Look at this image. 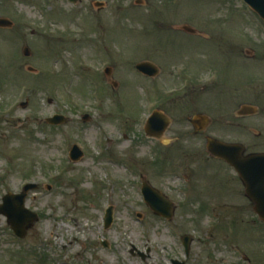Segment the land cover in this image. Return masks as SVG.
Here are the masks:
<instances>
[{"label": "rangeland", "instance_id": "1", "mask_svg": "<svg viewBox=\"0 0 264 264\" xmlns=\"http://www.w3.org/2000/svg\"><path fill=\"white\" fill-rule=\"evenodd\" d=\"M0 17L14 22L0 28V204L37 183L26 207L40 216L20 239L0 215V264H264V223L206 146L264 140L258 14L243 0H0ZM160 99L161 141L143 129ZM246 103L261 114L238 117ZM199 112L213 123L195 135ZM57 113L66 124H48ZM144 180L174 202L172 219L145 202Z\"/></svg>", "mask_w": 264, "mask_h": 264}, {"label": "water", "instance_id": "2", "mask_svg": "<svg viewBox=\"0 0 264 264\" xmlns=\"http://www.w3.org/2000/svg\"><path fill=\"white\" fill-rule=\"evenodd\" d=\"M75 3L78 0H70ZM250 4L263 18H264V0H245ZM13 22L4 17H0V27H11ZM184 29L189 32H195V29L184 26ZM24 54L29 56L31 51L28 47L24 49ZM137 68L149 75L156 76L159 72L157 66L149 61L141 62L137 65ZM27 103H23L25 106ZM256 108L250 105H244L241 114L254 113ZM85 118H89L88 115ZM50 123L61 124L66 121V118L62 115H55L53 118H49ZM210 120L206 116L198 115L193 120V123L198 130H203ZM169 124V119L157 112H154L149 120L147 131L154 135H161L165 131ZM209 151L217 157L227 160L232 164L240 176L242 177L246 186L247 196L253 200L256 204V212L264 220V153H251L244 154L245 148L242 144H230L216 139H209L208 141ZM83 156L82 150L75 145L71 152V157L74 160H79ZM37 184H28L24 192L21 194L8 193L3 198V203L0 204V214L5 215L8 218L12 229L20 237L27 235V230L39 220V215L26 208L25 202L29 190L36 189ZM143 193L147 203L154 210L155 213L171 218L174 213V203L169 200L161 191L152 187L151 185L144 183ZM114 209L109 208L106 214V226L111 225L113 221ZM191 238L186 236L184 238V244L187 252L190 250ZM174 264H184L177 260Z\"/></svg>", "mask_w": 264, "mask_h": 264}, {"label": "flooded vegetation", "instance_id": "3", "mask_svg": "<svg viewBox=\"0 0 264 264\" xmlns=\"http://www.w3.org/2000/svg\"><path fill=\"white\" fill-rule=\"evenodd\" d=\"M118 82H114V83H112L114 86H118V84H117ZM161 100V99H160ZM176 100V99H175ZM163 100H161V101H159L157 104H156V109H158L159 111H161V112H163V113H165L164 111H163V108L165 107L166 108V106H165V104H163V102H162ZM172 103V100H169V99H167V100H165V103ZM168 103V104H169ZM263 112V114H264V110L262 111ZM261 114V109L259 108V112L258 113H256V114H253V115H245V116H240V115H238V117H240V118H245V117H251V116H257L258 114ZM166 114V113H165ZM198 114H204L203 112H199ZM167 115V114H166ZM263 117H264V115H263ZM191 118L192 117H190L188 120H189V122H191V124H192V126H193V123H192V121H191ZM171 123H172V119H171ZM212 123H213V120H212ZM211 123V124H212ZM240 126H241V124H240ZM194 128V127H193ZM252 130H253V128H252ZM206 132V130L205 131H199V132H195V130H193V133L194 134H196V135H199V134H204ZM259 135V137H262V135H264V132H258L257 133V136ZM210 136H206V138L208 139ZM162 138V137H161ZM161 138H158L157 140H159V141H161ZM225 141H227V142H241L240 140H238V139H236V138H232V139H229V140H225ZM245 147H246V149H247V152H248V146L245 144ZM255 150H253V151H251V152H262V151H264V140L262 141V143L261 142H255L254 143V147H253ZM229 166V165H228ZM232 170H233V172L237 175V173L235 172V170L231 167V166H229ZM237 177H238V179H239V181L242 183V181H241V179L239 178V176L237 175ZM243 184V183H242ZM244 186V185H243ZM254 207H255V205H254Z\"/></svg>", "mask_w": 264, "mask_h": 264}]
</instances>
